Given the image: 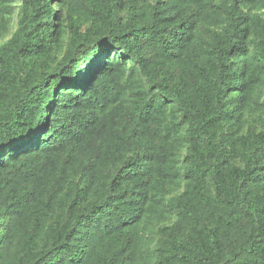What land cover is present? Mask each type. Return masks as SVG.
I'll list each match as a JSON object with an SVG mask.
<instances>
[{"label":"trees","instance_id":"16d2710c","mask_svg":"<svg viewBox=\"0 0 264 264\" xmlns=\"http://www.w3.org/2000/svg\"><path fill=\"white\" fill-rule=\"evenodd\" d=\"M13 1L0 264H264V0Z\"/></svg>","mask_w":264,"mask_h":264},{"label":"rangeland","instance_id":"374dc122","mask_svg":"<svg viewBox=\"0 0 264 264\" xmlns=\"http://www.w3.org/2000/svg\"><path fill=\"white\" fill-rule=\"evenodd\" d=\"M13 6L14 8L17 9V7L19 6L18 0H14L13 1ZM58 11L61 12V14H64V10L62 8L57 7ZM264 15V13H262ZM17 12L15 11L12 16H11V32L9 34V36L7 38L10 37L11 33L14 31L15 27H16V23H17ZM6 38V39H7ZM263 104V98L260 101V105H258L257 110L256 111H252L248 114V118H249V122L255 126L258 129H263L262 124L259 122V116L258 115H263V111H262V105ZM168 224L167 222H161L160 225H154L153 229L146 235V239H145V245L153 250L155 247V241L158 239V231L160 229V227H162L163 225Z\"/></svg>","mask_w":264,"mask_h":264}]
</instances>
